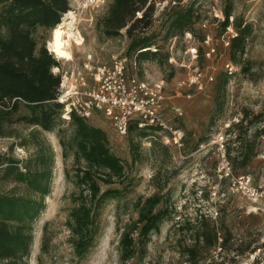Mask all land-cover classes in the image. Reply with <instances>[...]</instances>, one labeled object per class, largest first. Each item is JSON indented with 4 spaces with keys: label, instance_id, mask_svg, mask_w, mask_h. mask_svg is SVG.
<instances>
[{
    "label": "rangeland",
    "instance_id": "rangeland-1",
    "mask_svg": "<svg viewBox=\"0 0 264 264\" xmlns=\"http://www.w3.org/2000/svg\"><path fill=\"white\" fill-rule=\"evenodd\" d=\"M151 1L153 25L145 32L156 35V45L148 48L151 53L144 60L136 59V54L129 55L131 39L125 29L115 37L106 36L101 29L99 24L112 0H69V11L75 15L73 26L84 39L82 45L71 46L70 60L56 58L51 52L52 29L39 28L36 32L37 47L44 44L59 62L52 70L60 75L65 88L68 85L81 88L83 80L87 87L94 86L93 69L108 64L114 55L127 59L129 74L148 81L163 80L167 97L164 114L183 135L182 145L177 146L170 142L169 134L160 130H145L147 136L141 137L134 129L120 136L101 113L87 119L105 130L111 152L122 160L129 174L126 185L131 193L106 202L95 241L81 258L75 252L68 221L73 207L71 196L76 191L71 180L84 161L71 144L73 128L68 123L70 118L63 117L65 104L62 103L61 115L64 121L53 131L22 123L7 127L6 135L0 136V161L6 158L24 161L32 155L35 143H29L27 148L20 145L30 140L32 130L38 133L40 147L47 153L48 148L53 151V179L44 199L45 208L32 225L33 241L27 264H123L118 241L125 225L138 216L134 202L139 196L159 191L157 182L163 184L165 180L168 181L160 190L164 196L161 207L167 208L168 215L159 230L150 235L146 246H139L137 255L126 264H264V200L252 202L233 194L228 180L217 186L222 153L230 148L234 156L240 146L236 137L241 134L244 139H252L260 130L253 163L245 169L233 170L236 175H251L255 184L264 182V0H197L200 18L190 40L185 35L165 40L163 14L167 7L162 0ZM190 1L183 0L182 4ZM229 1L233 13L223 31V10ZM235 18L250 26L245 51L236 62L229 53L230 39L237 35ZM70 20L65 14L61 18V22ZM188 47L197 49L196 60L191 58ZM169 58L175 61L169 62ZM197 72L203 75L202 90L179 86ZM210 76L212 81L207 80ZM173 105L182 108V115H175ZM257 114L261 116L255 117ZM241 120H245L244 124L238 127ZM131 139L140 143L137 153L140 163L132 162ZM157 173L160 179L154 182ZM14 186L0 172V193H10ZM214 186L217 188L213 189ZM106 188L102 185V189ZM19 192L14 189L15 194ZM203 215L216 222L221 237L229 230L233 239L226 247L218 241L216 246L203 250L199 261L192 262L187 257V248L195 244L198 220ZM248 245L250 250L240 254Z\"/></svg>",
    "mask_w": 264,
    "mask_h": 264
},
{
    "label": "trees",
    "instance_id": "trees-1",
    "mask_svg": "<svg viewBox=\"0 0 264 264\" xmlns=\"http://www.w3.org/2000/svg\"><path fill=\"white\" fill-rule=\"evenodd\" d=\"M175 1L176 4L167 7L163 14L165 40L193 31L195 22L200 18L197 0L187 4H182L183 0ZM69 10V0H0V136H5L4 130L13 123L53 131L64 121L61 119L64 105L57 100L61 77L52 70L59 66V62L44 44L37 47L36 32L39 28L53 30ZM153 10L151 0H112L99 25L108 37L119 36L125 29L131 39L129 55L136 54V59L144 60L151 53L148 48L156 45V35L145 32L153 25ZM223 13L225 20L221 26L225 31L229 25L227 19L233 13L230 1ZM234 27L237 35L230 39L229 53L236 62L245 51L250 26L235 18ZM227 80L228 74L223 86ZM259 116L261 114L255 115ZM244 121L241 120L237 126H243ZM68 123L73 128L71 144H74L77 156L84 161V166L76 169L71 180L76 191L71 196L73 207L68 221L75 252L82 258L95 241L101 210L106 202L122 199L131 192L126 185L129 174L122 160L111 152L105 130L74 112ZM243 128L247 131L246 127ZM134 129L141 137L147 136L145 130H159L155 127L139 130L136 122H132L128 131ZM260 134L261 130L256 131L252 139H244L239 134L236 141L240 146L234 156L231 149H227L226 156L233 173V169H245L253 163L258 152L256 139ZM28 137L30 140L26 139L20 145L27 148L29 143H35L32 155L24 161L7 158L0 161V172L16 184L10 193H0V264H27L33 241L32 225L45 208L44 199L53 179V151L48 148L47 153L40 147L36 130H32ZM130 148L132 162L140 163L137 154L140 143L131 139ZM158 179L157 173L153 181ZM167 181L163 184L157 182L159 191L135 200L138 216L125 225L118 241L123 264L137 255L139 246H146L150 235L159 230L168 215L167 208L161 207L164 196L160 193ZM102 185L107 188L102 189ZM14 189L21 192L15 194ZM219 238L223 247L233 239L229 230H225L221 237L216 222L205 215L200 216L195 244L187 248L188 259L199 261L203 250L216 246ZM248 250L249 245L239 253L244 254Z\"/></svg>",
    "mask_w": 264,
    "mask_h": 264
},
{
    "label": "built area",
    "instance_id": "built-area-1",
    "mask_svg": "<svg viewBox=\"0 0 264 264\" xmlns=\"http://www.w3.org/2000/svg\"><path fill=\"white\" fill-rule=\"evenodd\" d=\"M162 4L169 7L176 4V1L162 0ZM184 35L188 40L192 38V32H185ZM187 49L191 58L196 60L197 49L193 47ZM174 61V58H169V62ZM92 75L96 82L92 87H87L84 80L81 88L77 85H68L65 88V84L61 83L57 100L65 104L64 118L69 119L70 114L74 112L84 119H89L98 112L110 121L120 136H126L130 124L136 122L138 129L156 127L169 134L172 144L182 145V131L175 128L164 114L167 97L163 80L148 81L140 79L136 74H129L127 59L119 55L112 56L108 64L97 66L93 69ZM202 76L201 72H197L180 82L179 86L185 85L190 88L194 86L197 90H202L204 88ZM207 80L212 81L213 76ZM187 96L189 98L190 94ZM171 108L175 115H182L181 107L173 105ZM221 157L217 186L220 187L222 181L228 180L229 190L233 194L252 202L264 200V182L255 184L252 176L248 174L234 175L226 153L223 152ZM217 215L215 212V216Z\"/></svg>",
    "mask_w": 264,
    "mask_h": 264
},
{
    "label": "bare ground",
    "instance_id": "bare-ground-1",
    "mask_svg": "<svg viewBox=\"0 0 264 264\" xmlns=\"http://www.w3.org/2000/svg\"><path fill=\"white\" fill-rule=\"evenodd\" d=\"M65 15L71 20L61 22L52 30V38L49 41V47L56 58L70 60L72 59L71 46L82 45L84 39L73 26L75 21L73 12L68 11Z\"/></svg>",
    "mask_w": 264,
    "mask_h": 264
}]
</instances>
